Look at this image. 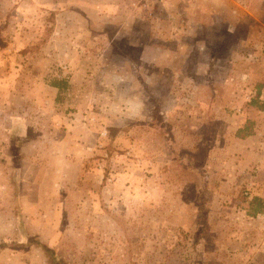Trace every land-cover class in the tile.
<instances>
[{"label": "rangeland", "instance_id": "374dc122", "mask_svg": "<svg viewBox=\"0 0 264 264\" xmlns=\"http://www.w3.org/2000/svg\"><path fill=\"white\" fill-rule=\"evenodd\" d=\"M252 100L264 0H0V264H264Z\"/></svg>", "mask_w": 264, "mask_h": 264}, {"label": "trees", "instance_id": "16d2710c", "mask_svg": "<svg viewBox=\"0 0 264 264\" xmlns=\"http://www.w3.org/2000/svg\"><path fill=\"white\" fill-rule=\"evenodd\" d=\"M63 83L64 82L61 81V80H54L53 82H51V87H53V88H55L57 90L63 89L64 88V84ZM258 97H259V93L257 92V98ZM249 104L250 105H248V106L257 107V108L259 107V108L264 109V103H261V102L259 103L257 100H252V101L249 102ZM35 244L38 245L39 247H41V249L43 251H46V252L49 251V248L47 246L41 245V244H39V242H37Z\"/></svg>", "mask_w": 264, "mask_h": 264}]
</instances>
